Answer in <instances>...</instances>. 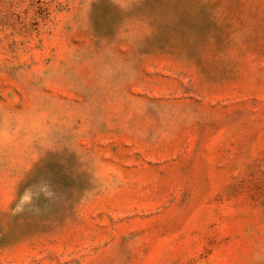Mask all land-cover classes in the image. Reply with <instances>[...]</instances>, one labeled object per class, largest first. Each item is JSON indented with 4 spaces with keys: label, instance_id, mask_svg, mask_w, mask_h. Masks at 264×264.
I'll list each match as a JSON object with an SVG mask.
<instances>
[{
    "label": "rangeland",
    "instance_id": "1",
    "mask_svg": "<svg viewBox=\"0 0 264 264\" xmlns=\"http://www.w3.org/2000/svg\"><path fill=\"white\" fill-rule=\"evenodd\" d=\"M0 264H264V0H0Z\"/></svg>",
    "mask_w": 264,
    "mask_h": 264
}]
</instances>
